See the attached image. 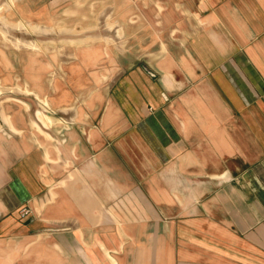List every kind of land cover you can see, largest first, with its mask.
Returning <instances> with one entry per match:
<instances>
[{"label": "crops", "instance_id": "obj_1", "mask_svg": "<svg viewBox=\"0 0 264 264\" xmlns=\"http://www.w3.org/2000/svg\"><path fill=\"white\" fill-rule=\"evenodd\" d=\"M169 11L178 20L154 58L159 82L146 65L128 69L122 100L112 101L121 116L105 139L106 162L98 131L89 134V172L101 161L113 179L61 184L59 199L70 198L46 215L74 222V229H44L58 235L53 248H27L40 259L27 264H264V0H172ZM65 141L59 137V148ZM136 142L141 157L154 158L153 192L139 193L152 208L126 225L125 214L103 205L132 188L126 150ZM51 158V148L31 152L21 158L22 172L0 164V247L20 236V208L36 213L51 195ZM26 218V225L36 223Z\"/></svg>", "mask_w": 264, "mask_h": 264}, {"label": "rangeland", "instance_id": "obj_2", "mask_svg": "<svg viewBox=\"0 0 264 264\" xmlns=\"http://www.w3.org/2000/svg\"><path fill=\"white\" fill-rule=\"evenodd\" d=\"M171 4L172 0H0V164L22 172L21 158L51 148V162L57 166L56 171L50 169L55 188L45 203L35 207L36 213L28 206L17 212L20 236L0 247V263L27 264L30 258L37 262L38 253H28L27 248H47L43 244L53 248L51 240L58 237L44 229H74V222L51 220L59 211L58 203L70 198L68 194L59 199L65 181L84 183L91 175L100 181L113 179L101 161L95 174L89 172V134L98 131L106 162L105 139H112L118 127L115 119L121 116L112 101L114 96L122 100L120 85L128 69L146 65L157 74L150 75L152 82H159L161 74L155 69L160 71L161 62L154 58L161 53V40L170 43L171 23L177 25L178 20L169 11ZM164 63L170 68L169 62ZM75 134H81V153ZM60 136L66 138L61 151ZM132 147L126 150V181L132 188L103 205L105 211L125 214L126 225L139 223V212H150V204L144 206L139 193H152L149 187L154 183V158L141 157L137 142ZM18 158L21 161L15 164ZM118 159L122 161V156ZM140 184L149 187L140 190ZM24 208L36 223L26 225ZM67 243L74 248L73 241Z\"/></svg>", "mask_w": 264, "mask_h": 264}, {"label": "built area", "instance_id": "obj_3", "mask_svg": "<svg viewBox=\"0 0 264 264\" xmlns=\"http://www.w3.org/2000/svg\"><path fill=\"white\" fill-rule=\"evenodd\" d=\"M28 214V209H23L22 211H21V215L23 216V217H25L26 215Z\"/></svg>", "mask_w": 264, "mask_h": 264}]
</instances>
